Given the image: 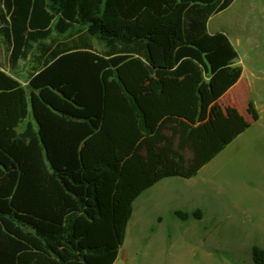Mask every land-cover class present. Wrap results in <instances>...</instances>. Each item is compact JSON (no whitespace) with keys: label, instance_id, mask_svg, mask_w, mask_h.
Masks as SVG:
<instances>
[{"label":"trees","instance_id":"1","mask_svg":"<svg viewBox=\"0 0 264 264\" xmlns=\"http://www.w3.org/2000/svg\"><path fill=\"white\" fill-rule=\"evenodd\" d=\"M233 2L0 0L9 66L35 64L0 145V264H113L144 191L195 177L258 120L252 101L251 122L217 105L242 69L208 21Z\"/></svg>","mask_w":264,"mask_h":264},{"label":"rangeland","instance_id":"2","mask_svg":"<svg viewBox=\"0 0 264 264\" xmlns=\"http://www.w3.org/2000/svg\"><path fill=\"white\" fill-rule=\"evenodd\" d=\"M218 32L231 39L238 52L236 65L243 71L221 103L247 117L252 101L259 119L196 177L167 179L135 203L139 214L130 229L137 244L132 250L135 260L254 264L253 247L264 250V93L257 89L259 76L264 86V0H234L210 18L208 33ZM53 37L64 38L56 32ZM8 54L0 38V67L8 68ZM34 66L32 58L20 63L17 72L23 81ZM20 88L28 94L27 86ZM176 212L188 217L182 219Z\"/></svg>","mask_w":264,"mask_h":264},{"label":"crops","instance_id":"3","mask_svg":"<svg viewBox=\"0 0 264 264\" xmlns=\"http://www.w3.org/2000/svg\"><path fill=\"white\" fill-rule=\"evenodd\" d=\"M231 6V5H230ZM210 20V19H209ZM209 22V21H208ZM229 37V36H228ZM231 40V39H230ZM232 42V41H231ZM233 44V43H232ZM235 47V46H234ZM236 65V62H235ZM19 68L17 70L12 69L9 65L8 68H2L0 67V106L2 108V112L0 113V145L3 144L9 137V135L11 134V132L15 129L16 131H21L22 130V123H20L19 116H20V105H19V97H18V89L22 86H27V83L29 81H23L22 77L18 74ZM243 72V71H242ZM242 77V76H241ZM241 79V78H240ZM258 81L260 82V84L258 83L257 89L264 93V86L261 84V77L259 76ZM239 82V81H238ZM237 82V83H238ZM236 83V84H237ZM235 84V85H236ZM234 85V86H235ZM233 86V87H234ZM232 87V88H233ZM231 88V89H232ZM230 89V90H231ZM230 90L228 92H226L218 101H217V105L224 109L226 107H224V105L221 103L222 99L230 92ZM248 106V105H247ZM228 107V106H227ZM231 107V106H230ZM10 108L12 111H10ZM257 110V109H256ZM7 112V114H6ZM258 112V111H257ZM9 113L11 114V117L8 115ZM246 113H247V108H246ZM4 115H8V119L6 120V117ZM245 117V116H244ZM248 118V119H247ZM246 120H248L249 122H251V118L247 113V117H245ZM259 119V117H258ZM258 121V120H257ZM240 136V135H239ZM238 136V137H239ZM237 137V138H238ZM236 138V139H237ZM235 139V140H236ZM231 144V143H230ZM229 144V145H230ZM226 149V148H225ZM224 149V150H225ZM223 150V151H224ZM222 151V152H223ZM221 152V153H222ZM218 156V155H217ZM216 156V157H217ZM215 157V158H216ZM214 158V159H215ZM213 159V160H214ZM212 160V161H213ZM211 161V162H212ZM209 164V163H208ZM207 164V165H208ZM205 165V166H207ZM204 166V167H205ZM203 167V168H204ZM202 168V169H203ZM201 169V170H202ZM200 170V171H201ZM199 171V172H200ZM198 172V174H199ZM197 174V175H198ZM196 175V176H197ZM195 176V177H196ZM172 178H178V177H171V178H165L161 181H159L158 183H156L154 186H152L151 188H149L148 190L144 191L134 202L132 205V213H131V217L129 219L127 228H126V233H125V237H124V242L122 244V246L120 247L119 251H118V255L116 257V260L114 261L113 264H162L161 260H135V255L133 254L132 250L135 249V247L137 246L136 244V240L134 239V236L131 234L130 229H131V225L132 223H134V215L139 214V212H135L134 211V207H135V203L141 198L143 197V195L146 194V192H148L149 190L155 189L157 186L162 185V183L167 180V179H172ZM194 177L190 178V179H183V178H179V179H183V180H191ZM136 222L134 223L135 226ZM126 249V250H125ZM252 252V251H251ZM252 255V253H251ZM169 264H215L213 262V260H170Z\"/></svg>","mask_w":264,"mask_h":264}]
</instances>
